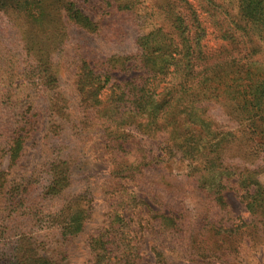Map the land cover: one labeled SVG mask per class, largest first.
Returning <instances> with one entry per match:
<instances>
[{
	"label": "trees",
	"instance_id": "obj_1",
	"mask_svg": "<svg viewBox=\"0 0 264 264\" xmlns=\"http://www.w3.org/2000/svg\"><path fill=\"white\" fill-rule=\"evenodd\" d=\"M104 3V17L95 23L76 0H0V11L24 16L29 28L19 41L24 50L18 55L20 73L3 71L9 82L0 88V153L14 169L28 143L36 147L41 141L47 147L41 165L23 172L9 187L7 174L0 176L2 264H54L44 251L42 234L22 240L28 230L58 232L64 240L83 232L88 213L82 195L70 193L78 153L69 151L75 147L60 150L54 145L68 134L81 137L96 129L115 158L113 182L158 186L153 193L161 202L157 210L133 193L139 219L147 214L161 229L182 232L188 240L190 233L197 234L182 193L160 170L167 160L178 159L190 165L189 181L219 205L225 204L226 190L239 188L248 212L264 221L260 171L226 162L238 135L252 140L244 155L257 157L264 151V0ZM74 28L108 44L126 42L129 29H136L134 52L97 63L82 57L75 79L79 121L73 119L75 107L57 73L65 49H82L68 43ZM18 75L44 100L45 124L34 119L38 112L30 97L21 103L15 98L20 85L12 81ZM214 113H224L225 124ZM34 132L41 139L33 141ZM124 221L120 219L122 225ZM112 232L91 239L89 247L98 260L94 264H117L110 263L112 250L123 247L128 250L124 264H137L128 235ZM155 252V264H165L163 254Z\"/></svg>",
	"mask_w": 264,
	"mask_h": 264
},
{
	"label": "rangeland",
	"instance_id": "obj_2",
	"mask_svg": "<svg viewBox=\"0 0 264 264\" xmlns=\"http://www.w3.org/2000/svg\"><path fill=\"white\" fill-rule=\"evenodd\" d=\"M76 1L84 14L95 23L101 22L104 17V0ZM151 1L147 0V3L150 4ZM27 23L28 20L16 12L0 11V88L9 82L8 76L3 72L5 68L20 73L18 55L20 51L24 53V50L19 41L24 38L23 32L29 30ZM128 35V40L122 44H108L99 37L87 35L75 28L69 32L68 43L82 49H65L57 73L62 90L75 107L73 110L75 121H79L82 117L76 108L78 102L75 91L76 72L82 57L89 56L97 63L100 58H110L118 54L128 55L135 51L136 29H129ZM260 60L264 61V57ZM12 83L14 86L20 85L15 98L21 103L30 97L34 111L38 112V116L34 119L38 123L45 124L47 121L43 119L46 110L44 100L38 97L32 87L19 75ZM214 114L225 124L224 113ZM36 127L38 128V124ZM238 137L237 142L232 144L226 153L227 164L242 163L258 169L260 171L258 178L264 187V151L257 157L244 155V149L252 146V140L242 135ZM39 139H41L39 132H34L32 140ZM30 144L28 143L24 157L14 169H9L8 156L0 153V176L4 172L7 174V187L12 181L21 177L23 172L39 167L46 159L47 147L44 143L40 141L36 147ZM66 146L75 147L73 150L69 148V151L78 153L77 158L74 157L76 176L70 193L82 195L81 202L88 213L84 230L67 240L61 238L58 232L46 235L37 230H28L26 235L22 236L23 240L25 237L34 238L42 234L44 251L50 255L54 264L98 263L89 247L91 239L106 233L111 234L116 229L120 230L121 234L128 235L129 241L132 242V246L134 245V251L137 252L138 257L135 259L137 264H155L157 250L163 254L162 263L165 264H264V221L260 215H252L248 212L243 198L244 193L239 188L226 190L225 204L219 205L207 192L202 191L197 183L189 181L188 174L191 167L187 162L169 159L161 165L163 169L160 170H164L172 177L179 193H182L183 205L187 213L193 217L194 225L198 227L197 234L190 233L191 237L188 240V236L185 237L182 232L172 233L167 229H161L157 221H151L147 214H143L144 219L138 218L141 209L135 210L133 193L157 210L161 202L158 201L157 204L153 193L158 186L152 185L151 182L140 184L130 181L120 184L113 182L110 174L115 158L105 149L97 129L85 132L81 137L68 134L66 140L54 145L60 150ZM138 205L140 206V203ZM197 214H200V217L197 218ZM121 218L125 219L123 225L120 222ZM147 218L150 222L145 221ZM1 221L2 213H0V242L3 239ZM208 224L209 228L205 229ZM126 249L127 247L113 249L110 263H127ZM40 253L43 255V251ZM3 254L4 251L0 248V259Z\"/></svg>",
	"mask_w": 264,
	"mask_h": 264
}]
</instances>
